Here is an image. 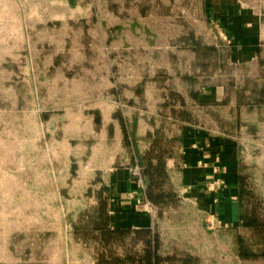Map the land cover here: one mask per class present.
Segmentation results:
<instances>
[{
  "label": "crops",
  "instance_id": "obj_1",
  "mask_svg": "<svg viewBox=\"0 0 264 264\" xmlns=\"http://www.w3.org/2000/svg\"><path fill=\"white\" fill-rule=\"evenodd\" d=\"M61 1L75 12L65 23L70 30L63 31L64 23L55 19L60 32L44 34L49 42L35 45L39 61L31 57L29 47L22 57H29L24 71L42 130L60 138L72 134L84 139L90 152L83 168L95 182L94 205L65 208L60 181L53 173L57 183L53 199L63 217L64 262L88 258L95 264L91 243L76 238L73 226L104 198L97 192L101 188L112 228L151 230L149 218L128 198L131 192L139 193L129 170L156 134L178 140L180 186L189 187L187 197L207 206L223 223L238 227L242 213L236 201L242 182L238 146H222L220 138L205 133L203 121L206 104L215 106L224 98V85L218 82L224 47L220 33L229 40L227 64L244 70V84L252 71H264L260 6L251 0ZM230 104L236 110L235 98ZM165 164L169 171L175 160L166 159ZM213 180L221 187L205 193V185ZM42 230L37 234L40 248ZM8 241L6 264L17 260ZM157 253L169 254L160 238ZM170 258L165 263L172 264L175 258ZM45 261L40 254L32 263Z\"/></svg>",
  "mask_w": 264,
  "mask_h": 264
},
{
  "label": "rangeland",
  "instance_id": "obj_2",
  "mask_svg": "<svg viewBox=\"0 0 264 264\" xmlns=\"http://www.w3.org/2000/svg\"><path fill=\"white\" fill-rule=\"evenodd\" d=\"M251 2L264 13V0ZM74 16L75 12L61 0H0V264H6L9 257L8 240L12 243L9 250L17 259L9 264H33V258L40 254L46 259L44 264H68L64 262L60 228L63 217L57 212V200L53 199L57 185L52 181L53 173L60 181L58 188L65 208L76 210L94 205L95 182H91L83 168L89 162L87 141L72 134L60 138L54 132L42 130L35 117L33 93L24 71L29 57H22L29 47L31 57L38 62L35 45L49 42L44 34L60 32V24L54 20H61L63 31L68 32L70 24L65 23ZM210 41L205 38V42ZM221 42L224 47L218 82L224 85V98L215 106L206 104L203 125L206 134L222 140V146H238L240 188L245 197L236 201L242 212L264 221V82L260 81L264 71H252V77L244 84V70L228 66L227 43ZM40 61L45 64L47 60L43 61L41 55ZM207 74L210 72L206 71ZM65 86L69 90L70 85ZM234 98L236 110L230 104ZM161 137L162 149L171 151L165 161L175 160V167L169 171L165 164L168 176L165 190L171 194L165 204H153L155 215L147 217L151 230L165 243V251L169 253L166 256L175 258L172 264H264V258L242 260L236 251L238 237L255 252L264 250L259 235L240 223L236 228L230 227L207 206L187 197L189 187L180 186L178 140L164 134ZM210 184L205 185V193L213 192L209 190ZM97 192L107 199L103 188ZM212 215L216 218L213 225ZM39 230L44 234L41 248ZM94 244L91 242L90 246L93 255ZM129 249L128 243L126 250ZM140 249L138 244L137 250ZM122 251L117 249L119 253ZM69 264H90V261L87 258Z\"/></svg>",
  "mask_w": 264,
  "mask_h": 264
},
{
  "label": "trees",
  "instance_id": "obj_3",
  "mask_svg": "<svg viewBox=\"0 0 264 264\" xmlns=\"http://www.w3.org/2000/svg\"><path fill=\"white\" fill-rule=\"evenodd\" d=\"M161 143V134H156L148 151L137 158L145 195L152 205L165 204L171 194L165 190L168 180L165 157H169L171 151L163 150ZM238 197L241 200L245 197L243 188H240ZM239 221L243 228L259 235L261 242L264 243L263 220L253 214L242 212ZM73 233L84 243H95V264H164L171 261L170 257H161L157 253L159 236L149 228L137 230L112 228L106 198H101L91 211L83 212L79 216L78 222L73 226ZM128 243L130 249L126 250ZM138 244L141 245L140 250H137ZM117 249L123 251L119 253ZM236 251L242 260L264 258V250L259 252L251 250L242 237L237 238Z\"/></svg>",
  "mask_w": 264,
  "mask_h": 264
},
{
  "label": "built area",
  "instance_id": "obj_4",
  "mask_svg": "<svg viewBox=\"0 0 264 264\" xmlns=\"http://www.w3.org/2000/svg\"><path fill=\"white\" fill-rule=\"evenodd\" d=\"M219 37L222 41L226 42L227 44L229 43L228 38L226 37L225 34L220 33ZM130 175L134 178L136 186L139 190V193L137 192H131L128 194L129 200H132L134 203V208L136 209L137 212L142 213L150 218H152L155 215V207L147 200L146 195H145V190H144V184L142 180V175H141V169L137 164H134L130 168ZM217 172V170H214V173ZM219 181L218 180H213L209 186L210 191H215V188L219 186ZM236 199V198H233ZM215 216H211V224L213 225L215 223Z\"/></svg>",
  "mask_w": 264,
  "mask_h": 264
}]
</instances>
